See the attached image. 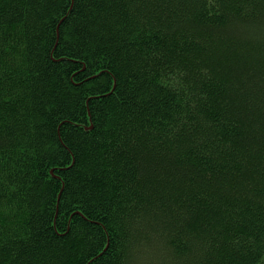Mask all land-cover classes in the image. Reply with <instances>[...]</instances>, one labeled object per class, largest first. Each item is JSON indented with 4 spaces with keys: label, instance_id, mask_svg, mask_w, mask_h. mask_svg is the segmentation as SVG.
Returning <instances> with one entry per match:
<instances>
[{
    "label": "trees",
    "instance_id": "1",
    "mask_svg": "<svg viewBox=\"0 0 264 264\" xmlns=\"http://www.w3.org/2000/svg\"><path fill=\"white\" fill-rule=\"evenodd\" d=\"M0 264H264V0H0Z\"/></svg>",
    "mask_w": 264,
    "mask_h": 264
}]
</instances>
